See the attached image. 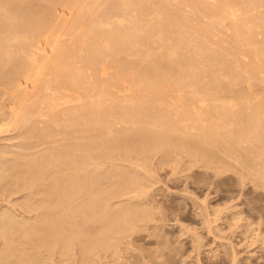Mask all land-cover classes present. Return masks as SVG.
Segmentation results:
<instances>
[{"label": "bare ground", "instance_id": "bare-ground-1", "mask_svg": "<svg viewBox=\"0 0 264 264\" xmlns=\"http://www.w3.org/2000/svg\"><path fill=\"white\" fill-rule=\"evenodd\" d=\"M89 1L0 0V84L10 99L5 104L1 95L0 131L21 128L25 148L12 142L16 152H1L8 144L0 146V193L26 190L21 211H35L0 212L1 263L40 264L46 251L53 264H122L124 258L135 264L134 232L154 228L153 219L159 224L143 202L148 184L137 170L155 153L173 158L174 147L196 165L233 156L264 190V8L256 11L264 0H101L96 7ZM59 4L73 13L70 21L54 23V13L65 11ZM158 250L147 254L153 260Z\"/></svg>", "mask_w": 264, "mask_h": 264}, {"label": "rangeland", "instance_id": "rangeland-1", "mask_svg": "<svg viewBox=\"0 0 264 264\" xmlns=\"http://www.w3.org/2000/svg\"><path fill=\"white\" fill-rule=\"evenodd\" d=\"M68 1V0H67ZM91 1V2H90ZM89 1V3H92V1L93 0H90ZM96 2H97V4L98 3H100L101 2V0H94L93 1V7H96L97 5H95L96 4ZM232 2H233V4H232ZM235 2H234V0L233 1H231V4L232 5H235L234 4ZM91 4V5H92ZM89 5V4H88ZM95 5V6H94ZM64 6V7H63ZM59 7H61V9H65V11L63 12ZM65 7H67L66 5H60L59 4V6H57V9H59V10H61L58 14H56V13H54L55 15H59L60 13H61V15H59L58 16V18H59V20H58V18H57V16L55 17V15H54V23H60V21L62 22V21H70L72 18H73V13L71 12V11H69V12H71V13H68V11L67 10H69V8L67 7V8H65ZM89 7L91 8V6L89 5ZM92 7V8H93ZM261 8H264V7H258V8H256V11H258V10H260ZM56 11V12H57ZM65 13V14H64ZM65 15H66V17H65ZM63 18H62V17ZM68 16V17H67ZM66 18H69L68 20L66 19ZM57 19V20H56ZM62 19V20H61ZM239 19H240V17H239ZM238 19V20H239ZM57 21V22H56ZM227 21V20H226ZM229 22H230V20H229ZM228 21L226 22V23H229ZM230 30V29H229ZM228 29H226V32H229V33H226V35H229L230 33H231V30L229 31ZM63 33V32H62ZM65 34L66 33H64V34H62L61 35V33L59 34V35H61V37L63 36V38H67V34H66V36H65ZM259 34V33H258ZM52 35V34H51ZM259 38H260V35L258 36ZM257 37V38H258ZM261 37H262V35H261ZM260 40V39H259ZM3 86L5 87V85H1L0 84V98H2V96L1 95H3V97H4V99L2 100V101H6V102H4L5 104L7 103L8 104V101L7 100H9L10 101V99L8 98V96H7V94L6 93H8L7 91L9 90L8 89V87L6 86L5 88L6 89H4L3 88ZM2 89H3V91H2ZM7 90V91H6ZM5 94V95H4ZM6 98V99H5ZM8 98V99H7ZM5 126H3V128H4ZM7 127V126H6ZM13 129H15V127H13V126H11ZM20 128V127H19ZM9 129H11L10 127H7L6 129H5V131L4 132H2L3 130H1L0 131V133L2 132V133H4V136L2 137L1 136V134H0V136L2 137L1 138V142H0V144H2V145H0V146H4L3 145V142H5L6 144H8V145H5V149H2L1 150V152H3V151H15L16 152V150H17V146H14V145H19L22 149H24L25 150V148H23L22 147V145H23V142H21L20 140H22V138L23 137H21V139H19L20 138V136H21V128H20V130H18V127H16V129L15 130H13L12 129V131H10ZM7 130H9V131H7ZM18 131H20V134L18 133ZM18 134V135H15V137H14V134ZM5 134H6V136H5ZM23 134V133H22ZM3 135V134H2ZM7 135H13V136H10V137H8ZM11 137H13V139H11ZM11 140H10V139ZM7 140V141H6ZM15 140H17V142L15 141ZM15 143L14 145L13 144H11V143ZM4 143V144H5ZM10 144L11 145H13L14 147H8V146H10ZM7 146V147H6ZM20 147H18V148H20ZM0 148H2V147H0ZM7 148V149H6ZM20 150L19 149V151H23V150ZM173 149V150H172ZM171 149V152H173V153H171L170 154V156H172L173 158H167V159H164V157L163 156H161L162 155V153H160V152H158V153H155V154H153V155H151V156H153V157H151L150 159H149V157L147 158L148 159V161L149 162H146V166L147 167H149V165H150V167H149V169H151L150 171H149V169L146 167V166H144L143 168L144 169H146V170H144L143 168H142V165L141 166H139L138 167V172L140 173H144L143 175H145V177H144V179L143 180H146L145 182H146V184H148V189H147V196H145L144 197V199H143V202H144V204H145V202H147V205L148 206H150V208L149 209H152L153 208V210H152V214H153V216H155V213L157 214L156 215V217H155V219L157 218L158 220H159V224H158V222H157V220L156 221H153L152 220V223L154 222V223H157L156 224V226H154V228L156 227L157 229H154V228H151V229H153V230H151L150 228L148 229L147 228V230H145V229H143L144 230V232H143V230H140L138 233H137V231H136V234H135V232H134V234L133 235H135V236H133V237H135L134 238V240H133V243L135 242L136 244H138V245H136L135 246V243L133 244V249H132V251L135 253L136 251V254L138 255V257H136V259L135 260H137V258H139L136 262L138 263V264H157L158 262H161V263H158V264H162L163 263V261L164 260H161V259H159V258H162V259H165V258H168V259H166L165 261H164V263L163 264H169V262H170V264H230V263H232L233 262V260H231V257H235V261H234V263H232V264H264V238H263V236H264V206H263V204H264V198H262V196L264 195V190H262L261 191V188H259V186L256 188V187H254V186H256V185H254V180H253V178L251 177V178H249L250 176H246V177H248V179L245 177V175H244V173L247 171L246 169H245V172H244V168L245 167H243L242 166V164H241V166H242V168H243V170H241L242 168H240L241 166L240 165H238V164H240V163H238V162H235L236 160H235V158H233V156H232V158L234 159H232L231 158V156H227V159H228V161H227V159L225 158V156H224V159H226V162H221V164H220V161H217V163H216V161H213V163L211 164V166H207V167H209L210 168V170H209V168H207L206 166H205V164H204V162L202 163V161H199V163H197V165L195 164L196 162H194V161H191V159H189L190 158V155L188 156V155H185V156H188V159H187V157H184V154H186V153H184V154H182L183 152H181V154H182V156H181V154L180 153H178V151L180 150V149H178L177 147L175 148H172ZM178 149V150H177ZM18 151V152H19ZM176 151V152H175ZM0 152V153H1ZM175 152V153H174ZM159 153H160V156H159ZM174 154H176V155H174ZM223 155V154H222ZM175 156V157H174ZM181 157H182V160H181ZM160 158H162V159H160ZM177 158H179V160H177L178 162H175V164H174V162L173 161H176V159ZM184 158V159H183ZM175 159V160H174ZM152 160V161H151ZM158 163H156L155 161ZM159 160V161H158ZM160 160H162V162H160ZM167 160V161H166ZM184 160V161H183ZM231 160V161H230ZM233 160V161H232ZM147 161V160H146ZM151 161V162H150ZM164 161H165V166H162V165H164ZM180 161H183L182 163H183V165H182V163L180 162ZM117 162H119V163H122V164H125L126 162L125 161H123V160H117ZM167 162H169V163H167ZM171 162H173V164L171 163ZM230 162H231V164H230ZM240 162V161H239ZM152 163V164H151ZM161 165H160V164ZM163 163V164H162ZM178 163H181V165H182V169H180V165L178 166L177 164ZM195 164V165H190V164ZM224 163H227L228 165H229V167H228V165L227 164H224ZM234 163H237L236 165L234 164ZM242 163V162H241ZM149 164V165H148ZM169 164H171V165H168ZM217 164V165H216ZM232 164H234V165H232ZM155 165V166H154ZM173 165V166H172ZM199 165H200V168H197V167H199ZM214 165V166H213ZM215 165H216V167H215ZM220 165V166H219ZM221 165H222V167H221ZM224 165H226V167L227 168H231L230 169V172H228L229 170L227 169V168H225V166ZM153 166V167H152ZM160 166H162V168L160 167ZM174 166H178V167H174ZM223 166H224V168L225 169H227V172H224V171H226L224 168H223ZM233 166H235V168H233ZM237 166H240V167H238V168H236ZM136 167V166H135ZM140 167H141V169H140ZM213 167V168H212ZM219 167H220V169H219ZM133 168H134V166H133ZM153 168V169H152ZM159 168V169H158ZM172 168V169H171ZM218 168V169H217ZM135 169H137V168H135ZM139 169H140V171H139ZM158 169V170H157ZM170 169H171V171H172V173L170 172ZM173 169H174V171L175 172H173ZM178 169V170H177ZM198 169H200L199 170V172H198ZM211 169H213V170H211ZM222 169V170H221ZM144 170V171H143ZM156 170V171H155ZM205 172H204V171ZM220 170V174L218 175V177L216 176V172L217 171H219ZM233 170H237V172L238 173H235V171H233ZM240 170V171H239ZM147 171H148V173H147ZM152 171H155V172H152ZM178 171V172H177ZM180 171V172H179ZM202 171V172H201ZM222 171H223V173H222ZM177 172V174H175ZM204 172V173H203ZM215 172V173H214ZM241 174H240V173ZM243 172V173H242ZM140 173V174H141ZM157 173V174H156ZM203 173V174H202ZM210 173V174H209ZM218 173V172H217ZM234 173V174H233ZM150 174V176H148L149 177V179H147L148 177L146 176V175H149ZM152 174H154L155 175V177H153V175ZM197 174V175H196ZM204 174H205V176H204ZM209 174V175H208ZM215 175L216 176V178H215V176H213V175ZM223 175V176H220V175ZM226 176H225V175ZM241 175V176H243L242 177V180H238L240 177L239 176H237V175ZM243 174V175H242ZM233 175H235V176H233ZM158 178H161V179H158ZM179 176V177H178ZM193 176V177H192ZM207 176H211L210 177V179H213V180H209V178H207L206 179V177ZM225 176V177H224ZM230 176V178H232V179H230V178H226V177H229ZM233 176V177H232ZM239 177V178H237V177ZM196 177H197V179H196ZM204 177V178H203ZM221 177V178H220ZM156 180H158V181H155V179ZM196 180H195V179ZM223 178V179H222ZM224 178H226V179H224ZM236 180H235V179ZM221 179V180H220ZM234 179V180H233ZM241 179V178H240ZM244 179L245 180H247V182L246 181H244ZM250 179H252V180H250ZM209 180V181H208ZM217 182H219V183H217ZM219 180V181H218ZM232 180V181H231ZM250 180V181H249ZM147 181H149L148 183H147ZM151 181H152V183H151ZM200 182V184L198 183V182ZM201 181H203V183H204V181H207V182H205V185H203V183L201 184ZM222 181V182H221ZM224 181H227V182H224ZM229 181H230V183H229ZM238 181H239V185H238ZM241 181V182H240ZM197 182V183H196ZM211 184H210V183ZM224 182V183H223ZM232 182H237L236 184L238 185L237 187H236V184L234 185V183H232ZM251 182V183H250ZM252 182H253V185H252ZM196 183V184H195ZM215 185H214V184ZM225 183H227V184H225ZM241 183V184H240ZM242 183H244V184H242ZM246 183H249V184H246ZM222 184H224V185H222ZM256 184V183H255ZM153 185H154V187H153ZM202 185V186H201ZM213 185H214V187H213ZM217 185H219V186H217ZM235 187H234V186ZM240 185H242V186H240ZM152 186V187H151ZM157 186V187H156ZM216 186V187H215ZM232 186V187H231ZM251 186V187H250ZM253 186V187H252ZM159 187H161V188H159ZM223 187H224V189H223ZM230 187V188H229ZM233 187H234V189H233ZM154 188V189H153ZM159 188V189H158ZM216 189V190H213V189ZM240 188H242L241 190H240ZM246 188H248V190L249 191H247V189ZM157 189V190H156ZM161 189V190H160ZM217 189H219V190H217ZM221 189H223V190H221ZM233 189V190H232ZM235 189H236V191H235ZM238 189V190H237ZM153 190V191H152ZM159 190V191H158ZM221 190V192H223L222 194H220L221 192H219ZM228 190V191H227ZM3 192L2 193H0V212H4V211H2V210H7V208H9L10 209V211H12L13 213H16V214H18V216L20 215L19 213L20 212H23L24 210H25V212H23V213H25V215L26 216H31V215H33L34 213H35V211H27V212H29V214H31V215H28V214H26L27 212H26V206H25V209L24 210H22L21 211V209H23L24 208V206H21L20 205V203H24L23 205H25V202L23 201V199H24V197L25 196H23L22 194H25L26 195V193H27V191L26 190H22V191H19V192H17V193H15L16 191H12L13 193H15V194H11V192L8 190V191H5V190H2ZM149 191V192H148ZM218 191V192H217ZM238 191H240V192H238ZM246 191V192H245ZM1 192V191H0ZM6 192V193H5ZM8 192V193H7ZM21 192V193H20ZM158 192V193H157ZM217 192V193H216ZM228 192V193H227ZM231 193V195H229ZM240 193H241V195H240ZM246 193V194H245ZM249 193V194H248ZM250 193H251V196H250ZM261 193H263V195H261ZM8 194V195H7ZM19 194V195H18ZM152 194V195H151ZM164 194V195H163ZM244 194L245 195H247L246 197H243L244 196ZM256 194V195H255ZM4 195V196H3ZM6 195V196H5ZM18 195V196H17ZM155 195V196H154ZM156 195H158V196H156ZM223 195V196H222ZM233 195V196H232ZM236 195V196H235ZM237 195H239L238 197H237ZM261 195V198L259 197ZM2 196V197H1ZM11 196V197H10ZM22 196H23V198H22ZM150 198H149V197ZM154 196V198H152ZM162 196V197H161ZM230 196H232V198L230 197ZM10 197V198H9ZM18 199H16V198ZM162 199H161V198ZM164 197H167L166 199L164 198ZM236 197V198H235ZM251 197H253V198H251ZM4 198V199H3ZM145 198H146V200H145ZM159 198V199H158ZM223 198V199H222ZM230 198V199H229ZM245 198V199H244ZM249 198H251V200L249 199ZM8 199V200H7ZM22 199V200H21ZM168 199V200H167ZM228 199V200H227ZM232 199V200H231ZM246 199H248V200H246ZM254 199V200H253ZM258 199V200H257ZM3 200H5V201H3ZM15 200V201H14ZM25 200V199H24ZM155 200V201H154ZM170 200V201H169ZM221 200V201H220ZM242 200V201H241ZM250 200V201H249ZM263 200V201H262ZM10 201V202H9ZM14 201V202H13ZM21 201V202H20ZM153 201V202H152ZM157 201V202H156ZM161 203H164V206H163V204H160V202ZM163 201V202H162ZM166 201V202H165ZM228 201V202H227ZM244 201H246V202H244ZM253 201H255V202H253ZM260 201H262V202H260V203H262L261 204V206H260V204H259V202ZM19 203L18 205H20L21 206V208H18V210L16 209L17 207L16 206H18V205H15L16 203ZM171 202V203H170ZM222 202V203H221ZM231 202V203H230ZM256 202H257V204H256ZM6 203V204H5ZM13 203H15L14 204V206H13ZM155 203H156V205L158 206L159 205V208L155 205ZM174 203H175V205H174ZM179 205H178V204ZM221 203V204H220ZM249 203H250V205H251V207L249 208ZM255 203V204H254ZM2 204V205H1ZM8 204V205H7ZM11 204V205H10ZM150 204V205H149ZM246 204V205H245ZM259 204V205H258ZM7 207H6V206ZM153 205V206H152ZM204 205L206 206V208L204 207ZM223 205H226L227 206V209H229L228 211H227V209H226V206H223ZM232 207H231V206ZM255 205H256V207H255ZM10 206V207H9ZM154 206H156L157 207V209H160V207L162 206V210H160V211H164V212H158V210L154 207ZM181 206V207H180ZM255 208H254V207ZM3 207V208H2ZM13 207V208H12ZM152 207V208H151ZM164 207H165V210H163L164 209ZM169 207V208H168ZM183 207V208H182ZM242 207V208H241ZM257 207H259L258 209H256ZM17 210L16 212L14 211L15 209ZM239 208V209H238ZM247 208V209H246ZM249 208V209H248ZM253 209V212L251 211L252 209ZM173 209V210H172ZM176 209V211H174ZM206 209V210H205ZM226 209V210H225ZM251 209V210H250ZM260 209V210H259ZM169 210H171V211H169ZM220 210V211H219ZM223 210V211H222ZM257 210V211H256ZM260 213H259V212ZM19 212V213H18ZM34 212V213H33ZM167 212H169V213H167ZM205 212H207L206 213V215H205ZM239 212H241V213H239ZM221 213H222V215H221ZM236 213V214H235ZM238 213V214H237ZM256 213V214H255ZM22 214V213H21ZM158 214H159V216L160 215H162L160 218H159V216H158ZM168 214V215H167ZM169 214H171V215H169ZM220 214V215H219ZM230 214V215H229ZM235 214V215H234ZM246 214V215H245ZM208 215V217H206ZM218 215L220 216V217H218ZM232 215V216H231ZM238 215H240V217L238 216ZM243 215V216H242ZM252 215V216H251ZM256 215V216H255ZM257 215H259L260 216V221H259V216H257ZM17 216V217H18ZM24 216V215H23ZM222 216V217H221ZM241 216H242V218H241ZM206 217V218H205ZM234 218L233 220L231 219V218ZM239 218L240 220H237L236 218ZM258 217V218H257ZM210 218V219H209ZM251 218V219H250ZM30 219V218H29ZM162 219V220H161ZM163 219H165L164 221H163ZM230 219V220H229ZM245 219V220H244ZM249 221H248V220ZM254 219V220H253ZM205 220H208V221H205ZM211 220V221H210ZM236 220V221H235ZM227 221H229V222H227ZM254 221V222H253ZM262 221V222H261ZM164 222V223H163ZM209 222H211V224L209 225L208 223ZM239 222V223H238ZM242 222V223H241ZM247 222H249V223H247ZM252 222V223H251ZM206 223L208 224V225H206ZM227 223H229V224H227ZM233 223V224H232ZM236 223V224H235ZM254 223H255V225H254ZM258 223H259V225H258ZM161 224V225H160ZM230 224H232V225H230ZM235 224V225H234ZM239 225V227H238V225ZM248 224V225H247ZM251 224H253L252 226H251ZM160 225V226H159ZM164 225H166V226H164ZM227 225H228V227H227ZM244 225H246V229H245V231H244V228H245V226ZM158 226H159V228H158ZM164 226V227H163ZM209 226V229L207 228ZM231 226H233L231 229H230V227ZM236 226V227H235ZM242 226V227H241ZM247 226H248V228L250 229V230H248V228H247ZM260 226V227H259ZM161 227V228H160ZM162 227H163V230H162ZM168 227V228H167ZM258 227H259V229H258ZM166 228V229H165ZM219 228V229H218ZM223 228V229H222ZM225 228V229H224ZM237 230H236V229ZM211 229V230H210ZM220 229H222V231H218V230H220ZM257 229V230H256ZM149 230V231H148ZM157 230H159L158 232H157ZM164 230H165V232H164ZM170 230V231H169ZM243 230V231H242ZM142 231V232H141ZM147 231V232H146ZM150 231H152L151 233L152 234H150ZM160 231H162V232H160ZM168 231H169V233L171 232V234H169L168 233ZM251 233H250V232ZM252 231H253V233H252ZM257 231H259V232H257ZM261 231V232H260ZM157 233V234H155V235H159V236H155L153 233ZM222 232V233H224V234H222L221 233V235H220V233ZM245 232H247V233H245ZM256 232V233H255ZM2 233V232H1ZM0 233V243H1V245H0V252L1 251H3V249L1 248V247H3V246H5L4 244H5V242H6V240H5V238L3 239V234H1ZM161 233H163V234H161ZM168 233V234H167ZM175 235H174V234ZM217 233V234H216ZM139 234V235H138ZM167 234V236H165ZM216 234V235H215ZM246 234H248L247 236H245ZM256 236H255V235ZM263 234V235H262ZM170 235V236H169ZM199 235V236H198ZM261 237H260V236ZM163 236V237H162ZM166 238H165V237ZM170 238H169V237ZM171 236H173V237H171ZM176 236V237H175ZM224 236H226V237H224ZM251 236H253V237H251ZM259 236V238H256V237H258ZM200 237V238H199ZM219 237V238H218ZM222 239H221V238ZM226 238V239H224V238ZM158 238V239H157ZM171 239V241L169 240V239ZM173 238V239H172ZM179 239V240H176V239ZM199 238V239H198ZM250 238H251V240H250ZM252 238H254V241H252L253 239ZM1 239H3V240H1ZM155 239H157V240H155ZM165 240V242H167L168 243V245H170V244H172V245H170V246H168L167 244L165 245V249H167V250H165L163 247H164V244H165V242H164V240ZM201 239V240H200ZM217 239H219V240H217ZM257 239H259V240H257ZM260 239H263V240H260ZM161 240H163L162 241V243H159ZM175 240H176V242H175ZM197 240H200V242L198 241L197 242ZM220 240H222V241H220ZM225 240H227V241H225ZM245 240H246V242H245ZM250 240V241H249ZM256 240V241H255ZM155 241V242H154ZM175 243H174V242ZM230 241V242H229ZM153 242V243H152ZM163 242H164V244H163ZM170 242V243H169ZM231 242H233L232 243V245H229ZM244 242V243H243ZM253 243V244H250V243ZM179 243V244H178ZM199 243V244H198ZM226 243H228V245L226 244ZM142 244H143V246H142ZM159 244V245H158ZM161 244V245H160ZM178 245L177 247H178V249L176 248V246H174V245ZM219 244H221V245H219ZM250 244V245H249ZM163 245V246H162ZM180 245H182V247H180ZM196 245H199V247H201V248H199L198 246H196ZM201 245V246H200ZM224 245V247L225 248H222V246ZM245 245H247V247L245 246ZM253 245V246H252ZM135 246V247H134ZM139 246V247H138ZM144 246H145V248H144ZM158 246V247H157ZM162 246V247H161ZM231 246H232V249H231ZM258 246V247H257ZM260 246V247H259ZM150 247V248H149ZM156 247H157V249H156ZM160 247V248H159ZM170 247H173V248H170ZM227 247V248H226ZM237 247V248H236ZM249 247V248H248ZM256 247V248H255ZM135 248H140V251L139 250H137V249H135ZM143 248H144V250H143ZM148 248H149V250H148ZM155 248V249H154ZM158 248L160 249V250H158ZM169 248V249H168ZM180 248H182V250L180 251ZM233 248H234V250H233ZM253 248V249H252ZM259 248V249H258ZM2 249V250H1ZM172 249H174L173 251H172ZM176 249V250H175ZM184 249V250H183ZM224 249H228V250H225L226 251V253H224V252H222V251H224ZM249 249V250H248ZM136 250V251H135ZM143 250V251H142ZM149 251V252H147V251ZM156 252V250H158V252H157V254L159 253V255H158V257L156 258V260H155V258L152 260V256H150V254L148 255L147 253H150V251L151 252ZM168 253V254H166V252ZM171 250V251H170ZM252 250V251H251ZM45 251V250H44ZM139 251V252H138ZM162 251V252H161ZM176 251H178L177 253H176ZM235 253L234 254V256H232V254H233V252ZM236 251H238V252H236ZM250 251V252H249ZM43 252V251H42ZM144 252H145V255H144ZM44 254H46V255H43V256H45V258L43 257H41L43 260H42V262L40 263V264H53L52 262L50 263V260L49 259H51V258H48V256H47V252L45 251V252H43ZM42 253V254H43ZM141 253H143V254H141ZM173 253V254H172ZM174 253H175V255H174ZM179 253V254H178ZM252 253V254H251ZM255 253H257V255L255 254ZM1 254V253H0ZM162 254L163 255H165V257L164 256H162ZM176 254L177 255H179L180 256V259H179V256H177L176 257ZM181 254V255H180ZM226 254V255H225ZM49 255V254H48ZM144 256V257H142V256ZM146 255H148V256H146ZM170 255L172 256V257H170ZM228 255V256H227ZM236 255V256H235ZM254 255V256H253ZM50 256V255H49ZM141 256V257H140ZM161 256V257H160ZM169 256V257H168ZM183 256V258H181ZM246 256V257H245ZM257 258H256V257ZM261 257V258H259V257ZM55 257H57V254H55V256H54V259H55ZM78 257V256H77ZM226 257V258H225ZM250 257V258H249ZM263 257V258H262ZM40 258V259H41ZM171 258V259H170ZM247 258V259H246ZM47 259V260H46ZM52 260V259H51ZM106 260H110V257L109 258H107ZM143 260V261H142ZM155 260V261H154ZM158 260H160V261H158ZM168 260V262L166 263V261ZM180 260V261H179ZM221 260V261H220ZM246 260V261H245ZM47 261V262H46ZM53 261V260H52ZM141 261V262H140ZM173 261H174V263H173ZM176 261H178V262H176ZM254 261V262H253ZM45 262V263H44ZM49 262V263H48ZM109 262V261H108ZM108 262H106V263H108ZM122 262V261H121ZM127 263L128 261H126L125 260V258L123 259V263L122 264H124V263ZM136 262H135V264H136ZM140 262V263H139ZM225 262V263H224ZM250 262H252V263H250ZM2 263H4L5 264V262L4 261H2ZM1 263V261H0V264H2ZM28 263V262H27ZM26 263V264H27ZM31 263V262H30ZM30 263H28V264H30ZM105 263V262H104ZM105 263V264H106ZM111 263V262H110ZM109 263V264H110ZM32 264H34V263H32ZM55 264H57V263H55Z\"/></svg>", "mask_w": 264, "mask_h": 264}]
</instances>
